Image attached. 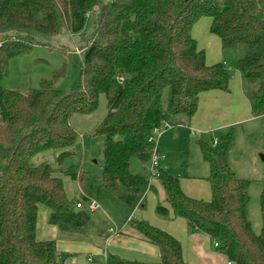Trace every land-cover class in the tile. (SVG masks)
<instances>
[{"label": "trees", "instance_id": "trees-1", "mask_svg": "<svg viewBox=\"0 0 264 264\" xmlns=\"http://www.w3.org/2000/svg\"><path fill=\"white\" fill-rule=\"evenodd\" d=\"M94 8L97 26L83 48L78 89H57V72L25 92L0 85V264H63L55 240L37 239L39 206L50 209V223L62 232L79 235L90 219L88 199L99 189L136 206L152 179L165 192L160 215L172 211L208 235L227 264H264V180L258 234L248 215L251 182L238 177L229 162L234 127L218 134L216 144L199 142L210 169L209 200L186 194L179 179L160 166L153 176L154 145L148 141L155 128L190 120L202 93L229 90L226 63L208 64L192 34L203 18L210 19L209 31L223 49H242L235 68L251 115H264V0H0V80L10 60L29 51L36 37L62 30L77 34ZM101 94L108 113L94 132L103 137L96 185L92 172L62 165L75 155L78 140L71 115L93 113ZM46 150L59 152L56 165H32ZM133 159L143 164L138 173L131 171ZM62 174L80 186L81 208L67 196ZM131 223L158 247L159 261L117 258V264H188L175 236L145 220Z\"/></svg>", "mask_w": 264, "mask_h": 264}, {"label": "crops", "instance_id": "crops-1", "mask_svg": "<svg viewBox=\"0 0 264 264\" xmlns=\"http://www.w3.org/2000/svg\"><path fill=\"white\" fill-rule=\"evenodd\" d=\"M198 24L199 21L194 26V30H199ZM209 28L210 23L208 31L203 33L200 31V36L205 34L202 45L195 37L198 45L205 50L208 64L225 62V49L222 48L219 38L210 33ZM230 75L228 91L212 90L202 93L198 109L190 120H185L178 126H169L164 128L163 132L161 131L156 141L157 151L159 150V153L157 152L158 161L160 167L167 163L166 144L168 139L179 140L182 136L193 137L194 133H198L199 141L206 137H211L210 140L213 141L218 134L234 127L236 140L229 155V162L238 177L250 180L251 184L256 183L258 189L254 188L255 192L259 190V185L262 187L264 180V160L261 157L264 155L260 154L264 152V115L260 117L251 115L250 101L239 72L235 68L230 71ZM243 124H248L246 126L248 129L246 128L240 133L238 128ZM257 138L260 139L258 140L260 143H253ZM207 184L209 185L208 182ZM181 187L186 194L192 197L204 200H209L211 197L208 192L203 194L193 191L188 183L181 184ZM252 190V187H249V195ZM97 193L100 195V190ZM94 195L99 207L89 212L95 213L98 221L110 220L107 226L108 233L104 243L100 246L77 241L75 237L78 234L69 235L62 232L57 226L50 223V209L44 205L38 208L37 239L55 240L63 264H109L110 255L116 261L117 258L145 262L159 261L158 247L140 235L131 223L133 220L148 221L179 239L182 242L184 257L188 264H227L226 255L216 250L208 235L200 230L191 229L184 219L175 216L172 211L164 216L158 213L157 207L166 205V201L164 189L157 179H152L151 186L142 195L139 206L127 204L108 191L104 193L103 198L106 205H102L96 197V193ZM120 214L123 217V222L116 224ZM131 215H135V218L129 221L128 218ZM248 215L254 232L258 233L260 228L258 224L254 227L249 206ZM83 234H79V236Z\"/></svg>", "mask_w": 264, "mask_h": 264}, {"label": "rangeland", "instance_id": "rangeland-1", "mask_svg": "<svg viewBox=\"0 0 264 264\" xmlns=\"http://www.w3.org/2000/svg\"><path fill=\"white\" fill-rule=\"evenodd\" d=\"M98 8H94L88 13L83 30L77 34H71L67 30H62L59 34L52 37H36L33 47L18 56L13 57L9 62L7 75L0 80V85L8 89H16L22 92L30 88L40 87L43 79H53L54 72L60 74L54 80V86L57 89H78L80 72L83 63V48L91 41L97 26ZM210 23L209 18H203L199 21V30L193 29L192 34L203 44L204 35L200 36V31H208ZM197 25V26H198ZM196 26V27H197ZM195 28V27H194ZM241 48H228L224 50V60L229 71L235 69V61L241 55ZM108 113L107 100L104 94L99 97L96 110L91 114L73 113L70 123L78 134V140L75 145V155L67 158L62 165V169H67L71 164L81 166L85 171L92 172L95 177L96 185H99V172L101 170L100 151L103 144V137L94 135L96 128L102 123ZM248 124H243L238 128L240 133L244 131ZM164 131V128L161 129ZM248 132V131H247ZM159 135L155 137L158 138ZM199 134L194 133L193 137H181L179 140L168 139L167 163L162 168L169 174L177 177L180 184L188 183L195 192L206 193L210 196L209 185L206 178L209 175V165L203 159L199 142L212 144L209 137L200 139ZM260 138V137H258ZM254 140L253 143H260V139ZM263 142V140H262ZM59 152L56 150H46L35 155L31 164L36 166L42 162H48L56 165V156ZM260 154L264 155V152ZM160 156V155H159ZM161 158V156H160ZM143 164L133 159L131 162V171L138 173L142 170ZM64 187L70 201L75 203L82 201V192L76 180L70 176L62 174ZM252 192L250 195L249 212L254 227L259 226L258 234L261 231L262 219L260 214V191L256 183H252ZM251 189V188H250ZM100 195L96 192V197L102 205L104 202V193L106 190L99 189ZM258 192V193H256ZM260 192V193H259ZM95 196V195H94ZM90 211V210H89ZM95 213L89 212V223L82 236L75 237L77 241L92 243L100 246L104 243L107 235V226L110 220L96 219ZM121 215V214H120ZM122 215L117 219L116 224L123 222ZM77 245V244H76ZM78 247V246H77ZM80 254V253H79ZM78 254V255H79ZM109 264H117L116 259L111 255L108 258Z\"/></svg>", "mask_w": 264, "mask_h": 264}, {"label": "built area", "instance_id": "built-area-1", "mask_svg": "<svg viewBox=\"0 0 264 264\" xmlns=\"http://www.w3.org/2000/svg\"><path fill=\"white\" fill-rule=\"evenodd\" d=\"M167 127H169V125L168 124H164L163 125V127H157V128H155L154 129V131H153V135L151 136V137H149V142L150 143H152L153 145H154V148H153V153H152V159H151V165H150V167H151V173H152V175L153 176H156L157 174H158V168H159V161H158V153H157V147H156V141H157V139H155V137L157 136V135H160V133H161V129L162 128H167ZM159 137V136H158ZM213 143L214 144H216L217 143V138H215L214 139V141H213ZM139 204L140 203H138L137 204V206H139ZM82 203L80 202V203H77V207L78 208H81L82 207ZM99 207V203H98V201H97V199H95L94 197H90L89 199H88V204H87V208H88V210H90V211H94L95 209H97ZM133 218H135V215H131L129 218H128V220L130 221V220H132ZM216 246L218 245L217 243L215 244Z\"/></svg>", "mask_w": 264, "mask_h": 264}, {"label": "water", "instance_id": "water-1", "mask_svg": "<svg viewBox=\"0 0 264 264\" xmlns=\"http://www.w3.org/2000/svg\"><path fill=\"white\" fill-rule=\"evenodd\" d=\"M158 153H159V150L157 151ZM262 157V159L264 160V156H261Z\"/></svg>", "mask_w": 264, "mask_h": 264}]
</instances>
